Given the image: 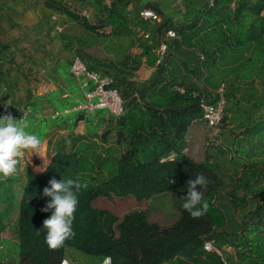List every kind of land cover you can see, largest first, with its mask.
<instances>
[{
	"label": "trees",
	"instance_id": "trees-1",
	"mask_svg": "<svg viewBox=\"0 0 264 264\" xmlns=\"http://www.w3.org/2000/svg\"><path fill=\"white\" fill-rule=\"evenodd\" d=\"M78 1L92 4L98 12L106 13L105 21L111 22L118 16V5H126L129 0H109V4H104L103 0ZM224 1L227 4L233 0ZM234 2L232 9L225 8L237 26L245 27L244 39L238 38L236 43H247L245 51H250L249 56L256 58L253 63H221L223 67L229 64L228 69L232 73L225 91L221 90L226 102L225 106L223 104L221 122L227 111L240 108L233 93L240 80L248 79L252 83L253 75L264 83V18L259 17L264 9V0L253 5L245 0ZM142 6L160 14L159 7L154 3L145 2ZM231 17L228 14L226 20L229 22ZM162 18L160 25L149 28L147 37L151 42L144 39L139 46V54L134 58L125 53L120 61L108 60L107 63L104 58H91L84 50H77L71 55H79L87 68L110 76L112 85L119 90L122 112L112 120L114 141L112 144L104 142L109 130L102 132L97 139L74 137L68 149L57 148L51 154L41 172L26 169L16 206L18 259L0 264H59L67 246L96 255L101 260L108 257L110 264H160L174 258L191 261L199 251H203L202 243L206 239H212L217 246L225 243L235 249L234 259L225 255L226 264H232V260L236 259L239 263L245 258L249 264H264V189L254 191L250 184L256 171L264 176V163L259 169L254 168V162L249 163L252 167L250 175H238V184L237 179L229 181L230 186L225 189L226 185L215 172V165L205 158V154V159H198L189 150H184L189 126L203 120L199 103H212L218 96L216 92L209 94L210 91L205 88L196 91L195 83L186 74L187 71L194 74L200 70L204 52L198 48L203 54L198 60L193 53L195 50H188L187 64L180 59H172L167 88L154 96L150 95L145 102L139 101L145 88H153L157 83L153 76L164 65L161 59L156 62L154 53L161 41V30L169 25L168 19ZM147 27L144 25V28ZM210 29L212 27L209 25L204 27V31ZM175 30L178 38L171 43L165 42V48L166 44L168 48L174 45L176 52H179L185 41L189 45L188 36L191 34L179 25ZM224 41L230 42L226 37ZM8 48L9 44L0 42V85L4 84L7 89L16 84L15 80L9 81V69L3 65L12 61L8 58L11 53ZM208 50L213 58L217 54L221 59L226 57L224 53L219 54L211 48ZM228 50L229 55L235 53L234 48ZM141 57H144V64L153 67V70L148 80L137 83L129 78L138 68ZM14 67L19 66L14 64ZM123 73L128 76L125 77ZM203 79L205 82V77ZM148 82L151 84L146 87ZM205 86L208 85L205 83ZM252 101L253 104L264 103V96L253 97ZM28 106L32 110L30 116L33 108L32 104ZM247 130L258 138L264 137V120L256 121ZM198 174H203L209 181L204 190V200L209 196L210 202L205 215L193 218L182 207V201L187 195V182ZM53 178H70L81 183L87 179V187L79 195L72 225L75 235L55 251L48 248L46 229L43 228V220L51 211H41L50 200V197L44 196L43 190L50 187L49 181ZM237 188L241 189L240 195ZM251 203L253 207L248 206ZM237 209L239 218L234 214ZM216 259L222 264L218 257Z\"/></svg>",
	"mask_w": 264,
	"mask_h": 264
},
{
	"label": "rangeland",
	"instance_id": "rangeland-1",
	"mask_svg": "<svg viewBox=\"0 0 264 264\" xmlns=\"http://www.w3.org/2000/svg\"><path fill=\"white\" fill-rule=\"evenodd\" d=\"M105 1L107 2V0ZM214 1L215 4L213 5ZM245 1L253 5L257 4L259 0ZM141 2L155 3L159 7L161 10L159 23H148V27L144 28L136 22L137 5L142 4ZM234 4V0L227 4L224 0H129L125 7L123 6L118 11L122 12V17L117 16L115 20L110 22L104 20L106 13H100L92 4L86 5L78 0H0V42L9 44L8 52L12 54V57L10 54L8 56L12 60L11 63H4L3 65L9 69L7 74L9 81L15 80L17 84L14 85L16 88L15 92H11L12 95H8L4 84L0 85V103L14 105L16 109L20 110V108L31 104L27 102L29 101L28 95L39 98V96L50 92L48 91L50 88L56 86V91L58 90V93L62 95H60V99L67 101L68 96L70 100L68 102H72V95L66 96L62 87L56 85L58 81L56 74H63L61 69L68 65L73 53H76L77 50H84L91 58L106 59L104 62L108 60L118 62L125 53L130 58H134L139 54V46L144 39L151 42V39L144 37V34L150 33L149 28L160 25L163 21L162 16L168 19L169 25L165 28L172 29L176 35L172 38H166L165 29H162L159 34L161 41L171 43L177 39L175 28L179 25L191 34L188 36L190 43L188 45L185 41V44H181L178 49L179 52H176L177 49L173 47L174 45H170L168 48L166 44L161 56V61L164 63L163 68L153 76V80H157V83L153 85V88H148L147 94H143L139 101L145 102L150 95L157 94L165 87L167 88L170 84L171 60L177 58L187 64V51H193V49L198 60H201V55L204 54V61H202L200 70L194 74L186 72L187 76L195 83L196 91L205 88V90L210 91L209 94H212L220 88L224 92L226 82L232 79V73L228 69L230 68L229 64L223 67L221 63L225 61L253 63L256 58V56H249L250 51H245L248 48L247 43L239 45L236 43L238 38L239 40L244 39L245 27L237 26L225 8L232 9ZM228 14L231 17L229 22L226 20ZM259 17L264 18V9L260 11ZM121 21L123 23H120ZM110 25L115 28L113 33H110ZM207 25L212 29L204 31V27ZM224 37L230 42H225ZM198 48L204 53L202 54ZM208 48L216 50L219 54L224 53L226 57L221 59L217 54L213 58L208 54L210 52ZM229 48H234L235 53L233 55L228 54ZM247 57L250 59L247 60ZM214 59L215 63L212 64ZM143 60L144 57H141L140 67L135 70H138L137 72H133L132 76L142 78L149 72V68ZM14 64L19 67H14ZM122 75L128 76L125 73ZM204 77L205 82L202 81ZM251 77L253 78L252 83H249L248 79H242L237 84V89L233 90L235 99L239 101L240 108L238 110L232 108V112L227 111L225 119L215 127H208L203 120L199 123L194 122L189 126L186 135L187 147L184 150H189L192 156H198V159L203 158V154H205V158L215 165V172L226 185L225 189L230 186L228 182L236 180L238 175L241 174L243 177L250 175L249 172L252 167L249 163L254 162V168L257 169L262 167V162L264 163V137L258 138L247 130L256 121L264 120V103L256 102L253 104L252 101L253 97L264 96V83L260 81L259 77L253 75ZM205 83L208 85L207 87ZM149 84L151 83L148 82L146 87ZM212 88L213 90H211ZM67 89L70 93V86ZM71 90L73 94L76 91V85H73ZM202 98L204 99L203 95ZM41 102L45 105L43 111L45 114L48 113L52 106L46 105L45 100ZM63 105H67V103L62 102L54 108L57 109ZM225 105L226 102L224 101ZM231 105H233V101H231ZM113 140L114 136L111 134L106 143H113ZM51 145L53 146V144ZM51 145L48 143L49 153V149L52 150ZM86 180L82 182L85 184ZM236 184H238V179ZM250 184L254 191L264 189V176L258 175L256 171L254 177L250 179ZM6 186L5 183L0 184V199L7 196ZM16 186H18L17 182L11 193L10 206L3 208L0 204V262H16L18 259L16 243L17 207L15 206H17L16 197L20 189H17ZM236 191L240 195L241 189L237 188ZM205 200L210 202V197H205ZM248 206L253 207V204ZM239 213L237 209L234 214L239 218ZM63 256L70 261H67V264L101 263L98 256L83 253L69 246L64 248ZM234 257L231 258L234 259ZM216 258V255L211 252L199 251L191 261L174 258L160 264H219ZM236 261L232 260V264L235 262L237 264H249L247 258L239 261V263L238 259Z\"/></svg>",
	"mask_w": 264,
	"mask_h": 264
},
{
	"label": "clouds",
	"instance_id": "clouds-1",
	"mask_svg": "<svg viewBox=\"0 0 264 264\" xmlns=\"http://www.w3.org/2000/svg\"><path fill=\"white\" fill-rule=\"evenodd\" d=\"M41 143L40 137L30 130V122L26 116L16 119L10 113L0 115V175L5 178L14 176L23 152H36ZM208 183L203 174H198L187 182L188 190L182 207L193 218L201 217L208 211L209 204L204 200V190L207 189ZM49 184L50 187H45L43 194L50 197V200L41 211H51L43 220V228L46 229L45 241L48 248L55 251L75 235L72 225L79 205V195L87 185L70 178H53Z\"/></svg>",
	"mask_w": 264,
	"mask_h": 264
},
{
	"label": "crops",
	"instance_id": "crops-1",
	"mask_svg": "<svg viewBox=\"0 0 264 264\" xmlns=\"http://www.w3.org/2000/svg\"><path fill=\"white\" fill-rule=\"evenodd\" d=\"M123 1H125V0H123ZM104 4H109V0H107V2L104 0ZM142 4L137 5L138 9H137L136 15L138 13V10L143 8ZM119 5H120V7H117V11L121 10V8H123V6L125 7V5H121V4H119ZM121 13L118 12L117 13L118 16L122 17ZM159 15H161V10H160ZM133 18H134V16H133ZM135 20L142 27H144V25L148 26V23H150L148 21L141 20L140 18H138V16ZM120 23H123V22L121 21ZM120 23H118V24H120ZM110 28H111L110 33H113L114 29H115L114 26L112 28V26L110 25ZM127 31L129 32V30H127ZM139 49H140V47H139ZM66 67H67V65H66ZM66 67L64 69L63 68L61 69V71L63 70L62 75L56 74V78L58 80L56 82V85H59L60 88L62 87V90L66 92V94H65L66 96L72 95V97H77L78 96L77 89L72 94L71 89H72L73 85H75V82L69 76V73L67 70L68 67L67 68ZM139 67H140V64H139L138 68ZM147 67L149 68L148 69L149 72L145 76H143L142 78L140 76H136V77L132 76L129 79L133 80L134 82H137V83L145 82L146 80H148V78H150V76L152 75L151 74L152 70H153V67H149V66H147ZM137 71H135V72H137ZM15 85H17V84H15ZM69 86H70L69 92L71 94L68 93L67 88H69ZM56 87H53L52 89L50 88V90H48L50 92H47L43 96H39V98L35 97V96L34 97L29 96V95L27 96V99L29 100L27 102L31 103L32 108H33L32 115H30L27 118L28 121L30 122V130L40 137L42 143H41V147L36 152H33V151H24L23 152V155L20 159V163L18 165L17 173L14 176L7 177V178H5L3 176L0 177V184L5 183L7 185L6 186L7 196H4L0 199V201H1L0 204L2 205L3 208L10 206V202H11L10 195L12 193L13 187H14L16 182L18 183V186H16V187H17V189H20V192H21V188L23 186L24 179H25L26 169H31L34 173L41 172L45 168L46 164L48 163V160H49L51 154L57 148L68 149L70 140L72 138L84 137L85 140L97 139L98 136L102 132H106L107 130H109V133H107L104 142L106 143L107 138L111 134H113V136L115 138V133H114L115 130L113 127V122H112V120H114V116H111V115H109L103 111H97L93 114H81L79 112L78 113H71V116H69V117L60 118L57 120H52L50 118L49 112L51 113V111L53 109H55L54 107H56V106L58 107L60 105V103H62V102L65 104L67 103V105H70L72 103V102H68V101H70L68 96H67V101L65 99L61 100L60 99L61 93H58L59 92L58 90L56 91V89H55ZM15 88H16V86L11 85L10 88L8 87V89L6 88L5 90L8 92V95L9 94L12 95L11 92L12 93L15 92ZM147 91L148 90L145 88L143 94H147ZM154 95H156V94L155 93L152 94V96H154ZM36 98H38L39 100ZM33 99H34V101H32ZM42 100H45L46 105L52 106V108L50 109L51 111L49 110V112L46 114L43 111L45 109V105L42 104V102H41ZM72 101H73V98H72ZM67 105H63V106H67ZM55 131H57V132H55ZM48 143L50 145L53 144V146L51 145L52 150L49 149L50 153L48 151ZM110 143H112V142H110ZM110 143H107V144H110ZM65 146H66V148H65ZM48 154H50V155H48ZM20 192L18 193V195L16 197V202H18ZM16 212H17V209H16ZM63 259L66 260V262L69 261L64 256H63ZM100 261H101V259H100ZM70 264H72V263H70Z\"/></svg>",
	"mask_w": 264,
	"mask_h": 264
},
{
	"label": "built area",
	"instance_id": "built-area-1",
	"mask_svg": "<svg viewBox=\"0 0 264 264\" xmlns=\"http://www.w3.org/2000/svg\"><path fill=\"white\" fill-rule=\"evenodd\" d=\"M138 18L150 23L160 21L159 15L149 7H143L138 10ZM59 30V28H57ZM147 33L144 37H147ZM166 38L175 37V32L166 28L164 30ZM165 50V42L160 41L157 48L154 49L156 62L161 59ZM68 73L74 80L78 96L73 97L70 105L53 109L50 113L52 120H57L69 116L71 113L93 114L97 111H103L111 116L117 117L122 112V98L118 90L112 85V78L106 74H101L95 70L86 67L85 63L78 57L72 56L68 65ZM216 93L217 98L212 103L200 102L199 106L202 110L201 117L208 127H215L221 123L222 108L224 100L219 88ZM32 110L22 107L20 110L11 105L0 103V115L10 113L14 118H25L31 114ZM204 252L215 254L222 264H226L225 255L234 257V248L229 244L217 246L212 239H206L202 243ZM233 254V256H232ZM63 262V263H62ZM59 264H67L64 259ZM100 264H110L108 257H104Z\"/></svg>",
	"mask_w": 264,
	"mask_h": 264
}]
</instances>
